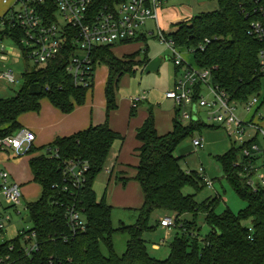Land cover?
I'll list each match as a JSON object with an SVG mask.
<instances>
[{"label": "trees", "instance_id": "obj_1", "mask_svg": "<svg viewBox=\"0 0 264 264\" xmlns=\"http://www.w3.org/2000/svg\"><path fill=\"white\" fill-rule=\"evenodd\" d=\"M114 1L95 0V5L99 9L104 3ZM218 5L217 10L201 12L187 22L178 23L176 30L167 36L178 47L192 51L194 64L211 70L212 83L226 92L230 101L243 103L259 96L262 91L259 52L264 43L249 30L253 21H261L264 25V12L260 10L264 0H218ZM45 9V17L52 21L56 11L53 0H47ZM3 35L18 43L22 31L9 28ZM140 40L139 37L120 44ZM143 40L147 41L145 37ZM114 46L102 45L92 51L94 71L98 64H105L108 68L104 89L106 121L69 136L57 137L50 146L59 150L58 158L46 153L37 154L39 148L34 144L26 152L33 155L29 161L33 180L42 188L41 197L29 204L39 249L31 256L27 255L24 234L19 233L14 239L0 244V255L9 256L5 264H264V198L240 177L234 165L238 157L234 148L219 156V160L224 175L247 202L245 208L238 212L226 208L219 213L220 195L199 202L195 194L183 193L187 186L200 189L206 183L198 172L192 170L188 173L181 166L175 150L204 124L194 121L184 124L179 109L168 133L158 132L152 113L137 131L139 162L133 178L141 187L143 202L136 209L138 217L133 224L122 223L119 228L114 227L113 206L105 197L98 199L93 184L108 167L114 141L124 140L109 123L112 111L118 107V84L126 73L134 71L137 66L145 67L151 60L147 49L142 58L140 50L120 58L114 53ZM73 50V44L68 41L61 54L46 65L26 69L24 84L15 95L0 97V137L19 130L20 116L26 112H39L44 98L63 113H70L86 102L87 92L94 84L76 86L73 77L65 70ZM176 67L178 71L182 69ZM136 111L137 107L132 106L131 116ZM71 159L86 161L89 166L86 186L77 201V206L85 212L87 230L65 241L60 237L69 233L63 202L67 203L70 197L55 185L63 182L62 166ZM119 180L125 184L129 177L121 175ZM167 213H175L177 233L170 242L169 257L159 259L148 252L144 233L158 228L164 216L159 218V215L166 216ZM200 213L205 215L204 221L210 227L202 238L198 223ZM186 214H192L193 219L182 218ZM153 216L157 218L155 224H151ZM116 231L129 234L122 255L113 246ZM103 245L108 248L106 255L102 252Z\"/></svg>", "mask_w": 264, "mask_h": 264}, {"label": "built area", "instance_id": "obj_2", "mask_svg": "<svg viewBox=\"0 0 264 264\" xmlns=\"http://www.w3.org/2000/svg\"><path fill=\"white\" fill-rule=\"evenodd\" d=\"M4 2L7 1L4 0ZM162 2V0H115L113 3H104L98 9L95 0H53L56 11L53 14V20L50 21V18L45 17L47 0H17V3L21 5L19 10L14 11L10 18L6 16L0 18V25L3 26L0 29V61H8L12 55L5 49L6 36L3 35L9 28L22 31L18 44L23 49L24 59L33 61V65H46L60 55L68 41H71L74 50L69 54L65 70L73 77L76 86L90 87L95 74L92 59L94 48L102 45H116L139 37L143 40L147 35L153 34L148 30V22L155 21L161 42L172 50L175 65L184 68L176 80L175 88L167 91L166 97L183 108L181 114L183 119L197 122L200 109H203L211 121L226 127L231 136L242 141L234 165L245 184L264 198V115H257L261 106L259 96H253L243 103L230 101L227 93L212 83L210 69H203L188 62L183 55L185 49L178 47L160 27L159 12ZM260 10L264 12V6ZM249 31L264 43V25L261 21L251 22ZM206 42L210 40L206 39ZM259 59L264 81V47L259 52ZM0 78L10 84H17L20 81L11 67L0 69ZM206 93L210 95L209 98L206 97ZM146 99V94H142L131 97L130 101L133 107H137ZM239 105H243L246 118H241L237 114ZM187 107L190 110H186ZM251 128L256 132L246 138L248 129ZM35 140L36 134L31 129L21 127L12 135L0 137V149L18 153L27 152ZM193 144L195 147H202L204 138H193ZM46 154L49 157L58 158L59 150L49 147ZM113 167L108 166L106 171L112 173ZM88 169L86 161L68 160L62 166L63 182L55 185L61 193L70 197L67 203L63 202L69 233L60 237L65 241L87 230L85 212L77 206V201L86 186ZM191 171L187 172L191 173ZM198 173L207 186H213V181L206 176L203 167ZM21 197L20 184L11 179L8 171L1 170V234L5 232L7 224L12 220V214L7 213V209L19 205ZM160 223L162 227L173 229L176 227V218L174 215H167L161 219ZM19 233L24 234L26 254L33 255L39 249L37 232L31 227ZM8 258L9 256L0 255V264H5Z\"/></svg>", "mask_w": 264, "mask_h": 264}, {"label": "rangeland", "instance_id": "obj_3", "mask_svg": "<svg viewBox=\"0 0 264 264\" xmlns=\"http://www.w3.org/2000/svg\"><path fill=\"white\" fill-rule=\"evenodd\" d=\"M6 1L7 2L0 0V18L3 16H6L7 18L12 17V13L19 10L21 6L17 3V0ZM162 1L159 12V24L165 34L175 31L178 23L183 21L187 22L193 16L201 12L214 11L219 7L218 0ZM58 18L61 21L60 16H58ZM148 26L154 33L149 35L147 43L135 41L115 45L113 48L114 53L118 57H123L127 53H132L138 50H141L140 53L145 54L144 51L147 49L149 57L161 58V64L157 71L146 72L145 67L137 66L134 71L126 73L121 78L116 89L118 107L116 110L112 111L109 123H113L116 126L115 130L123 135L124 140L116 139L114 141L108 160V166L113 167L115 162L114 157H116L122 149V154L130 153L131 157L130 160L119 159L117 164H115L110 181V172L104 169L97 176L93 184L98 199L105 197L107 203L113 206L112 220L113 225L116 228H119L122 223L133 224L138 217L136 209H138L142 203L143 194L141 187L133 177L126 186H124L123 183L116 182L115 179L116 174L118 176L121 175V173H118L120 167L124 168L130 176L134 170L133 166L139 162V160L136 162L134 161L138 159L136 147L140 145L139 140L135 137V133H137L143 124L141 123L142 125L135 128L137 121H140L141 119L143 120L145 117L147 119L150 113H152L158 132L165 134L173 128V117L176 114V110L179 109L180 113H183V108L175 105L173 100L168 99L166 97V92L175 88V80L184 68L178 71L174 63L172 50L169 49L165 43L161 42L158 35L159 29L156 24L153 21H149ZM1 28H3L2 25H0V29ZM4 44L6 45V51L12 55L8 61H0V69L4 70L5 68L11 67L20 79L17 84H10L0 78V97L5 98L15 95L16 92L21 89L24 84L23 74L26 69L33 67V61H26L23 57V49L21 45L8 36L4 38ZM183 55L188 62L194 64L192 51L185 50L183 51ZM94 77V86L87 92L86 101H103L105 98L104 89L108 78L107 66L105 64H98ZM142 94H146L147 99L139 105L136 114L131 116L132 103L130 102V98ZM206 97L209 98L210 95L206 93ZM259 98L261 106L257 115H264V81ZM42 101L50 104L47 98H44ZM242 106L243 105H239L237 108V114L241 118H246L247 116L245 115L246 113ZM101 110V113H104V119L106 120V108H101ZM186 110H190V108L187 107ZM47 111L45 104H42L41 114L46 115ZM142 112H145V115ZM30 114L35 113L30 112ZM181 121L184 124L192 122L191 119L183 118ZM197 122L204 125L201 126L200 129H196L193 135L185 138L179 144L175 150V155L180 158L181 166L187 171L196 170L199 172L200 168L203 167L206 176L211 179L214 184L211 187L206 185L200 189L187 186L183 189V193L185 195L195 194V198L199 202L220 195L222 198L217 208V212L221 213L226 208L238 212L247 206V202L238 195L232 184L224 175L219 156L225 154L232 148L239 151L242 141L235 138V136H231L226 127L219 126L217 123L211 121V119H209L203 112V109H200L199 120ZM255 132V129H248V133L245 137L247 138L251 134H255ZM195 137L204 138V145L202 147L194 146L193 138ZM259 142L261 143V140H259ZM49 147H51L50 143L42 145L37 151V154L46 153ZM3 153L7 155L6 151L0 150V154ZM6 155L0 157V171L5 170L13 175H18L17 177L15 176V178L22 183L20 185L22 197L19 205H14L7 209V213L12 214V220L7 224L5 232L2 234L0 233V244L6 240L14 239L21 230L33 227V222L26 221V218L30 213L29 204L37 201L42 195L41 185L35 182L31 176L32 169L29 161L33 155L26 152L18 153L15 151H10V158H7ZM167 214L174 215L175 213ZM182 218L192 220L193 216L192 214H186ZM204 218L205 215L200 213L198 216V223L201 227V238L205 237L210 231V227L205 223ZM156 221L157 218L153 216L151 224H155ZM165 233L166 232L160 227L144 233L148 252L159 259H166L169 257L170 242L174 239L177 231L174 227L169 239L165 238ZM112 240L115 251L119 255H122L126 251L129 234L127 232L116 231ZM154 243H159L160 247L155 248ZM102 252L105 255L108 254V248L105 245L102 246Z\"/></svg>", "mask_w": 264, "mask_h": 264}, {"label": "crops", "instance_id": "obj_4", "mask_svg": "<svg viewBox=\"0 0 264 264\" xmlns=\"http://www.w3.org/2000/svg\"><path fill=\"white\" fill-rule=\"evenodd\" d=\"M153 22L155 23V21H153ZM147 27H148L149 31L153 32L151 30V28H149V26H147ZM148 37L149 36L147 35V37H146L147 41H148ZM140 41H142L144 43H147V41H144V40H140ZM116 45H119V44H116ZM134 52H136V51H134ZM143 55L144 54L140 53V58H142ZM150 58L152 59V57H150ZM176 80H175V83H176ZM94 81H95V77H94ZM175 83H174V85H175ZM142 102H140L138 104L137 109H138L139 105ZM42 104L43 105L45 104V106H46V108L48 110L46 115L41 114V109H40L39 112H34L36 115L35 114H30V112H26V113L22 114L20 116V118H19V121L21 123V127L29 128L36 134V140L34 141V146L37 147V148H40V147H42V145H47L49 143L52 144L56 140L57 137L69 136V135L77 133V132H79L81 130L87 129L91 125L102 124V123H104L106 121L104 119V113H101V111H102L101 108H106V99L105 98L103 99V101H86L83 105L76 106L75 109L72 112H70V113H63L58 108H56L51 102H50V104H52V105H50L49 103L44 102V101H42ZM42 104H41V106H42ZM52 106H54V107H52ZM142 113H144V115H145V112H142ZM145 120H146V117H145V119L143 118V120L141 119L140 121H137V125L135 126V128L140 126V125H142V124H144ZM110 125H111V127L114 130L116 129V126L113 123H111ZM136 134L137 133H135V135ZM133 147H134V145H133ZM0 150H2V149H0ZM4 151L7 152V155L5 153H3V154H0V157H3V156L6 155L7 158H10L9 154H10L11 150H4ZM122 152H123V149L120 150V152L116 155V157H114L115 158V160H114L115 162H114V167H113L112 170H114L115 164H117L119 159L130 160V157H131L130 153L122 154ZM121 155H122V157H121ZM138 160L139 159H136L134 161L136 162ZM112 164H113V161H112ZM135 166H133L134 170L132 172V175H130V176L128 175V173L126 172V170L124 168L120 167V170H119L118 173H121L122 176H127V175L129 176V180H127V182L125 184L123 183L124 186H126V184L131 180V178L135 176V174H136ZM112 175L113 174L110 173L109 181L111 180ZM10 176H11L12 180H15L20 185L22 184L19 181H17V179L15 178V176L16 177L18 176L17 174L13 175V174L10 173ZM31 176L33 177V173H32ZM120 176H118L116 174L115 179H116V182L122 183L119 180ZM142 202H143V195H142ZM162 216L165 217V214H162V215L160 214L159 218L162 217ZM159 227L162 228L166 232L165 233V238L169 239V237H171V234H172L171 232H173V229L170 230V229H167V228L162 227V226H159ZM154 247L155 248H159L160 244L159 243H154Z\"/></svg>", "mask_w": 264, "mask_h": 264}, {"label": "water", "instance_id": "obj_5", "mask_svg": "<svg viewBox=\"0 0 264 264\" xmlns=\"http://www.w3.org/2000/svg\"><path fill=\"white\" fill-rule=\"evenodd\" d=\"M160 64H161V58L160 57H154L145 66V71L146 72L157 71L160 67ZM26 221L32 222V217L30 214L27 216Z\"/></svg>", "mask_w": 264, "mask_h": 264}]
</instances>
